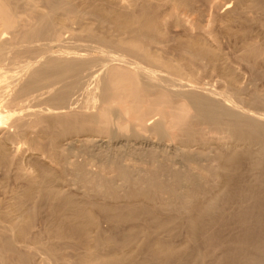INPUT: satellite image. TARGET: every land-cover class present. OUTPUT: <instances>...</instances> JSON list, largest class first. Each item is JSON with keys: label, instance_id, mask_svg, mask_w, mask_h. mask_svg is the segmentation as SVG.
Instances as JSON below:
<instances>
[{"label": "bare ground", "instance_id": "bare-ground-1", "mask_svg": "<svg viewBox=\"0 0 264 264\" xmlns=\"http://www.w3.org/2000/svg\"><path fill=\"white\" fill-rule=\"evenodd\" d=\"M250 24L264 0H0V264H264V93L219 46L263 80Z\"/></svg>", "mask_w": 264, "mask_h": 264}, {"label": "rangeland", "instance_id": "rangeland-1", "mask_svg": "<svg viewBox=\"0 0 264 264\" xmlns=\"http://www.w3.org/2000/svg\"><path fill=\"white\" fill-rule=\"evenodd\" d=\"M236 24V25H235ZM238 23H233V27H232V31L234 32V30L236 31L238 28H239V25H237ZM251 25V24H250ZM263 25V24H262ZM260 26V25H256V24H252L251 26H250V33H251V35H250V38H252V39H254V40H256V41H261V40H263L264 39V26ZM263 33V34H262ZM252 36V37H251ZM262 37V38H261ZM222 39V40H221ZM220 39V51H221V55H223L222 57H224L223 58V60L226 62V60H227V64H230L231 65V68H233L234 69V71L236 70V75L238 76L237 77V83H238V85L240 86V89H242L240 92H239V97L238 98H240V99H243V97H244V99L246 100L247 99V96L250 94V92L252 91V89L253 90H257V91H262L261 93H264V79L262 80L261 78V80L258 78L257 80H253L251 77H250V75H249V72L248 71H246L247 70V67L246 66H244V64H241V63H238V65H237V63H235V60H234V56L235 55H237L238 53H236L234 50H236V47H238L239 45H238V43H239V41L238 40H235V38H233V37H225V38H221ZM235 41H237V42H235ZM226 43V44H225ZM228 43V44H227ZM236 43V44H235ZM229 45V46H228ZM235 45V46H234ZM238 45V46H237ZM231 47V48H230ZM231 49V50H230ZM233 61H234V64H233ZM243 66V67H242ZM235 67V68H234ZM261 67H262V69L260 70L259 69V71H262L261 73H263L264 74V63L261 65ZM260 67V68H261ZM230 68V69H231ZM233 69H231V70H233ZM240 70V71H239ZM248 72V73H247ZM204 78H203V80H199L200 82H199V84L200 85H202V84H204V83H206L207 85H208V87H210V86H214V88H218L217 90H219L220 88L222 89V87L221 86H224V88L222 89V90H226L227 91V86L225 87V84L224 85H222V83L220 82V80L222 81V79H220V77L218 78V76H217V78L215 77V75L213 76H209L208 77V75L207 76H203ZM212 77H214V78H212ZM240 77V78H239ZM247 77V78H246ZM206 78V79H205ZM206 81H205V80ZM218 79V80H217ZM250 79V80H249ZM214 80V81H213ZM202 81V82H201ZM208 81H209V83H210V86H209V84H208ZM219 82V83H217V82ZM254 81V82H253ZM260 83H259V82ZM204 82V83H203ZM224 83V82H223ZM256 83V84H255ZM211 84H213V85H211ZM255 84V85H254ZM206 86V85H205ZM217 86V87H216ZM207 87V86H206ZM210 88H213V87H210ZM255 88V89H254ZM220 89V91H222ZM259 89V90H258ZM229 94H230V91L228 92ZM229 97H231V94L229 95ZM242 97V98H241ZM231 100H233V101H239L236 97H233L232 96V99ZM242 104H244V106L246 105V103H243V102H241ZM246 108H248L249 110L251 109V107H246ZM253 109V110H252ZM252 111L254 112V113H264V108H254V107H252ZM255 109V110H254ZM250 110V111H251ZM251 111V112H252ZM256 111V112H255ZM260 113V114H261ZM262 113V114H263ZM193 172H194V170H193Z\"/></svg>", "mask_w": 264, "mask_h": 264}]
</instances>
